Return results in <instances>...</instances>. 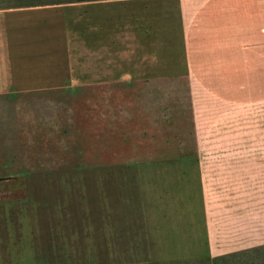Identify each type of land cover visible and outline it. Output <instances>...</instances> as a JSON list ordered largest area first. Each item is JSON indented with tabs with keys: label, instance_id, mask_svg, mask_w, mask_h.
<instances>
[{
	"label": "rangeland",
	"instance_id": "obj_1",
	"mask_svg": "<svg viewBox=\"0 0 264 264\" xmlns=\"http://www.w3.org/2000/svg\"><path fill=\"white\" fill-rule=\"evenodd\" d=\"M190 95L169 74L19 85L0 120V264H185L202 253Z\"/></svg>",
	"mask_w": 264,
	"mask_h": 264
},
{
	"label": "crops",
	"instance_id": "obj_2",
	"mask_svg": "<svg viewBox=\"0 0 264 264\" xmlns=\"http://www.w3.org/2000/svg\"><path fill=\"white\" fill-rule=\"evenodd\" d=\"M140 73L190 85L206 247L185 264H264V0L0 1V120L19 85Z\"/></svg>",
	"mask_w": 264,
	"mask_h": 264
},
{
	"label": "trees",
	"instance_id": "obj_3",
	"mask_svg": "<svg viewBox=\"0 0 264 264\" xmlns=\"http://www.w3.org/2000/svg\"><path fill=\"white\" fill-rule=\"evenodd\" d=\"M72 1H83V0H72Z\"/></svg>",
	"mask_w": 264,
	"mask_h": 264
}]
</instances>
